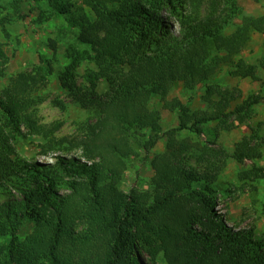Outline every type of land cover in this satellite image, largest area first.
<instances>
[{
	"label": "trees",
	"instance_id": "obj_1",
	"mask_svg": "<svg viewBox=\"0 0 264 264\" xmlns=\"http://www.w3.org/2000/svg\"><path fill=\"white\" fill-rule=\"evenodd\" d=\"M200 1L187 0L197 11ZM86 5L94 20L79 14L68 21L79 28L80 44L102 53L95 77L105 80L107 91L102 96L94 90L82 92L70 83L68 71L61 83L82 109L97 115L78 144L87 162L58 157L54 166L17 165L0 152V188L18 173L29 175L33 183L21 203L0 207V238L8 241L0 245V264H143L136 257L141 252L151 260L162 255L166 264H264V248L253 231L230 230L215 212L213 198L224 160L258 159L259 147L244 139L230 155L219 150L218 166L196 169L185 156L194 150L207 156L209 151L176 138L181 131L199 136L203 124L223 119L243 124L259 103L255 98L231 108L236 101L232 92L210 82L226 66L230 77L259 82L264 93L256 67L235 62L253 33L264 35V17L243 16L229 36L212 15L189 18L178 22L179 33L168 28L153 0H88ZM71 8L63 6L59 13L71 15ZM159 29L163 34L153 37ZM149 42L154 48L146 53ZM4 64L0 44V76ZM45 68L50 75V63ZM45 68L18 75L15 84L2 91L0 109L11 121L20 120L30 106L29 94L46 83ZM260 68L264 70V59ZM175 83L187 93L206 85L210 111L191 113L167 133L165 151L152 156L165 135L161 112L150 103L152 95L160 97L163 110L188 113L180 101L166 99ZM3 135L0 128V140ZM137 148L154 171L153 189L149 194H124L118 184ZM253 170L264 178V169ZM61 185L70 193L58 195ZM23 221L32 229L19 240L14 233Z\"/></svg>",
	"mask_w": 264,
	"mask_h": 264
},
{
	"label": "rangeland",
	"instance_id": "obj_2",
	"mask_svg": "<svg viewBox=\"0 0 264 264\" xmlns=\"http://www.w3.org/2000/svg\"><path fill=\"white\" fill-rule=\"evenodd\" d=\"M88 0H0V44L2 59L5 61L0 76L1 93L15 84L18 75L31 72L34 68L44 67L50 63L52 73L47 75L46 83L29 94L31 101L28 109L21 114L20 120L11 121L0 109V128L4 135L0 140V152L7 154L13 164H36L54 166L58 157L87 161L78 147L89 124L95 122L94 111L82 109L74 96L63 88L61 77L70 75V83L82 92L94 90L99 96L107 91L103 79H97V64L103 55L89 46L78 42L79 28L69 23L72 16L84 14L94 20V14L86 5ZM159 3L160 14L167 26L181 32L180 20H200L213 16L222 22V33L229 36L240 25L243 16L264 17V0H201L199 10L191 8L187 0H153ZM63 6L72 7L71 15H61ZM164 30L152 32L158 38ZM154 46L149 42L145 46L148 53ZM42 57L44 63H41ZM264 59V35L253 33L247 47L235 58L256 67L257 77L264 82V70L260 64ZM103 61L101 62V64ZM230 68L222 67L211 79L223 90L232 92L236 101L231 108L238 107L246 101L259 98V103L251 107L243 124H237L233 118L219 122H210L201 126L202 134L197 136L189 131L177 133L176 138L197 144L207 149V156L197 151L185 156L187 163L201 169L207 164L221 163L219 150L232 154L236 145L244 139L259 147L260 157L239 163L232 159L224 160V168L214 185L216 194L214 210L220 220L232 231H253L255 241L264 248V178L258 177L254 168L264 169V93L261 83L250 79L232 78L228 75ZM155 79L160 82V75ZM206 85H198L187 93L181 83H175L167 96V101L178 100L188 110L184 114L178 110H163L160 97L152 95L151 105L161 112L163 138L152 150L151 155L165 151L167 133L179 128L183 120L189 119L193 112H209L205 102ZM59 102L57 107L53 102ZM8 146L10 149H7ZM135 156L127 163V169L121 174L118 189L124 194L150 193L153 189L154 171L144 160L141 148L135 150ZM12 167L16 165H11ZM3 188H0V207L21 203L23 192L28 191L33 183L29 175L18 173L11 176ZM58 195H67L70 191L61 185ZM31 225L23 221L15 234L19 240L31 233ZM0 238V245L5 244ZM137 259L143 264H166L162 255L151 260L146 253H137Z\"/></svg>",
	"mask_w": 264,
	"mask_h": 264
}]
</instances>
